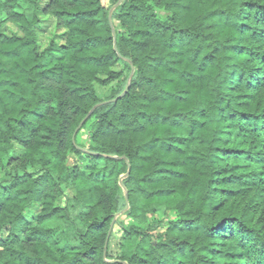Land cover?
<instances>
[{
    "label": "trees",
    "instance_id": "trees-1",
    "mask_svg": "<svg viewBox=\"0 0 264 264\" xmlns=\"http://www.w3.org/2000/svg\"><path fill=\"white\" fill-rule=\"evenodd\" d=\"M38 14L63 32L42 51ZM108 14L0 0V264H264V0Z\"/></svg>",
    "mask_w": 264,
    "mask_h": 264
},
{
    "label": "rangeland",
    "instance_id": "rangeland-1",
    "mask_svg": "<svg viewBox=\"0 0 264 264\" xmlns=\"http://www.w3.org/2000/svg\"><path fill=\"white\" fill-rule=\"evenodd\" d=\"M103 5L108 8V12H110L114 6L117 4H113V0H102ZM39 24L35 27V40L37 42L38 49L42 51L45 49L49 44L54 43V44H60V42L63 41V37L61 36L63 34L62 31L56 30L53 21L50 20L49 17H44L39 15ZM3 32L7 34H12V33H19L18 29L14 27V25H6L3 27ZM121 85L123 83H113L107 87H101V86H96V93L101 99H105L109 97L114 90H118L121 88ZM15 153L17 155H21L23 152V149L14 145ZM77 162V159L74 157L69 158V163L74 165ZM74 192L69 191V197H73ZM38 208L36 206H33L26 210L24 213L25 218L28 222H32L35 218V214L37 213ZM166 211L163 209H160L156 214L152 215L149 217L151 221H156L159 222L161 220L166 219ZM118 239H119V234L117 233V230H115L114 235L111 238L110 245H109V254L114 257L117 254L118 251ZM113 261V260H111Z\"/></svg>",
    "mask_w": 264,
    "mask_h": 264
},
{
    "label": "water",
    "instance_id": "water-1",
    "mask_svg": "<svg viewBox=\"0 0 264 264\" xmlns=\"http://www.w3.org/2000/svg\"><path fill=\"white\" fill-rule=\"evenodd\" d=\"M120 3H121V0H118L117 4L114 6V8H116L118 5H120ZM114 8H113V9H114ZM113 9L109 12L108 16H109V22H110V25H111V28H112V31H113V36H114V30H113L112 21H111V13H112ZM114 50L116 51V46H115V45H114ZM133 72H134V69H132V72H131V75H130V77H129V80L132 78ZM127 89H128V85L126 86V88H125V90L123 91V93H122L117 99L123 97V96L126 94ZM117 99L113 100V102H115ZM105 103H109V101H108V102L100 103V104L94 106V107L90 110V112L88 113V115L86 116V118L80 123V125H79L78 128L76 129V131H75V133H74V136H75V134L77 133V131L81 128V126L83 125V123H84V122L90 117V115L93 113V111H94L96 108H98L99 106H101V105H103V104H105ZM74 136H73V137H74ZM117 159H118V158H117ZM119 159H120V158H119ZM126 162H127V161H126ZM129 172H130V167L128 166V171H127V173H126L122 178H120V180H119V185H120V187H123V185H122V179H123V178H126V177L129 175ZM125 200L127 201V196H126V195H125ZM127 209H128V207L125 208V211H126ZM121 214H122V212L118 213V214L115 216V218H114V220L112 221V224H111V226H110V229H109V231H108V237H107V240L105 241V245H104V252H103V256H104V258H105V255H106L107 242H108V238H109V235H110L111 230H112V227H113V223H114L115 219H116L117 217H119ZM109 263H114V262H113V261H110Z\"/></svg>",
    "mask_w": 264,
    "mask_h": 264
}]
</instances>
